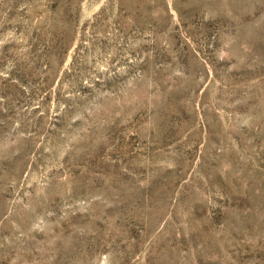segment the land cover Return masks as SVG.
I'll list each match as a JSON object with an SVG mask.
<instances>
[{"label":"rangeland","instance_id":"rangeland-1","mask_svg":"<svg viewBox=\"0 0 264 264\" xmlns=\"http://www.w3.org/2000/svg\"><path fill=\"white\" fill-rule=\"evenodd\" d=\"M0 264H264V0H0Z\"/></svg>","mask_w":264,"mask_h":264}]
</instances>
